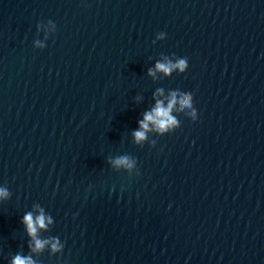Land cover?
Instances as JSON below:
<instances>
[{"label": "water", "instance_id": "1", "mask_svg": "<svg viewBox=\"0 0 264 264\" xmlns=\"http://www.w3.org/2000/svg\"><path fill=\"white\" fill-rule=\"evenodd\" d=\"M0 264H264V0H0Z\"/></svg>", "mask_w": 264, "mask_h": 264}]
</instances>
